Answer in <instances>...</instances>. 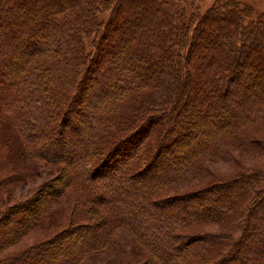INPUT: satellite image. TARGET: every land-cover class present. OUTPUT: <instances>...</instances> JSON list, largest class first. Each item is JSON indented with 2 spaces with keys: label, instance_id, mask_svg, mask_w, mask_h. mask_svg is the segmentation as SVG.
Wrapping results in <instances>:
<instances>
[{
  "label": "trees",
  "instance_id": "trees-1",
  "mask_svg": "<svg viewBox=\"0 0 264 264\" xmlns=\"http://www.w3.org/2000/svg\"><path fill=\"white\" fill-rule=\"evenodd\" d=\"M254 14L241 0L189 14L180 0H0V264H96L121 232L144 264H264ZM10 131L40 167L15 163ZM40 169L55 172L14 199ZM49 215L64 225L22 243Z\"/></svg>",
  "mask_w": 264,
  "mask_h": 264
},
{
  "label": "rangeland",
  "instance_id": "rangeland-1",
  "mask_svg": "<svg viewBox=\"0 0 264 264\" xmlns=\"http://www.w3.org/2000/svg\"><path fill=\"white\" fill-rule=\"evenodd\" d=\"M215 1L216 0H180V3L181 4H183L185 2L187 3V12L189 14L194 9H197L198 11L202 12L207 7L212 5ZM241 1H244V2L251 4L253 6L254 11H255V14L252 18L251 17H245V20L247 23L249 21H252V20H257L258 18H262V19L264 18V0H241ZM147 3L149 4L147 13H149L151 15L152 12L154 10H157V9L152 10V8L150 6L151 4L148 1H146L145 4L148 5ZM40 12L42 13L43 11L40 10ZM108 13H109L108 11H104L103 13H99V18L100 19L105 18V17L107 18ZM27 15L30 16L29 14H27ZM123 16L128 17V14L124 13ZM122 17L118 16L119 19H121ZM35 18H38V17H35ZM123 30H124V27L121 28V32ZM114 41H117V37H115ZM214 45L215 44H209V46L204 47V48H199V49L200 50L204 49L205 50L204 52H207V51L216 49V47ZM41 46L42 45L39 43L38 47L40 48ZM87 47L89 49H91L93 47V42H92L91 38L88 39ZM39 58L47 59V58H44L43 56H41ZM182 60L184 63L187 62V57L185 56L184 53L182 54ZM90 95H92L91 92L86 94V97H85L86 100L82 104V107H85V109H87L90 106V98H88V97H91ZM72 113H74V116L73 115L72 116L75 120H77V121L81 120V122L85 121L86 118L82 116L81 111H79L78 109H74V112H72ZM181 122L182 121L179 120V123H181ZM155 127L157 128V125H155ZM8 136H9L10 142H11V146H10L11 152L10 153H11V156L14 159L16 164H18V165L23 164V166L28 167V168L40 167V165L37 161L30 162V161H27L24 159L25 157H23V154H22V143L18 140V137L16 136L15 132L10 131ZM252 163L256 167L264 166V156L257 157L255 160H253ZM54 172L55 171L49 172V171H44V170L40 169L38 175L32 177L31 178L32 180L30 179L31 181L28 184L25 183V184L13 185V187L11 189V193L13 194L14 199H22V198L24 199V198L30 196L31 194H33L36 190H38L43 185L44 182L47 181L48 178L53 177ZM55 218H56V216H53V217H51L50 215L47 216L44 219V222L39 227L32 229V231H30L27 234V236L24 238V242H22V243L27 244V245L32 244L34 242H37L39 240L44 239L48 235L52 234L55 230L60 229L64 225V222H62L58 226H51L52 222L53 221L55 222ZM66 224H67V221H66ZM118 246L120 248H124V249L129 250V252H127V254L124 255L125 257L116 252V249ZM133 254H135V256L137 254L142 255V256L139 255L137 257L138 260H136L135 264H144L146 262L145 261L146 255H144L140 252L139 244L135 241V239L133 237H128L126 235V233L121 232L116 236L112 247L105 252L96 254L95 257L93 258L92 262H95L96 264H106V262H108L109 264H120V262L123 260V258L129 257V255L133 257Z\"/></svg>",
  "mask_w": 264,
  "mask_h": 264
}]
</instances>
